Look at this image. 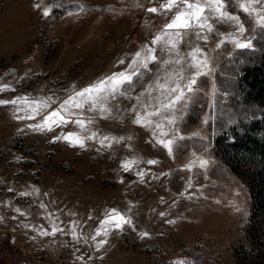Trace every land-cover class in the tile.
I'll list each match as a JSON object with an SVG mask.
<instances>
[{"label": "rangeland", "instance_id": "1", "mask_svg": "<svg viewBox=\"0 0 264 264\" xmlns=\"http://www.w3.org/2000/svg\"><path fill=\"white\" fill-rule=\"evenodd\" d=\"M241 2L228 0L226 10L244 24L243 36L234 25L213 18L209 22L214 31L201 33L206 40L189 31L179 42L183 52L180 64L175 63V51L169 52L162 42L155 46L157 61L160 59L153 62L158 66L152 78L156 93H142L136 107L142 109L149 102L153 111L159 109L160 116L161 88L157 82L169 79L174 85V73L181 69L190 77L194 75L196 69L188 67L192 63L188 53L194 48L202 49L200 60L207 59L199 71L209 74L197 77V90L186 102L187 106L191 101L190 119L183 129L179 125L173 134L151 133L156 143L152 149L144 139L146 132L125 128L119 153L116 148L92 152L86 142L83 147L73 146L71 140L76 136L63 138L75 133L77 120L84 121L86 127L83 100L77 101L83 102L82 108L69 106L61 111L68 122L53 124L51 131L29 125L39 124L85 88V78L94 68L87 52L90 45L104 44L114 25L115 33L121 30L120 20L127 21L128 27L124 53L136 36L135 18L152 16L151 28L158 29V35L165 33V25L178 8L163 9L168 0H0V85L14 89L0 91V100L29 97L47 99L50 104L34 119L15 118L30 114L25 103L0 105V264H245V260L238 262V251L250 254L247 260L251 264H264V218L250 225L244 222L251 192L245 175L234 170L249 168L252 162L225 145L227 135L223 134L220 144L224 152H234L229 167L215 157L211 145L217 133L215 106H230L234 111L228 100L234 74L229 56L237 48L232 36L241 42L248 38L253 46L252 39L260 28L255 18L241 9ZM149 8L158 11L152 13ZM46 9L49 16L43 15ZM169 60L172 63H164ZM151 67L148 64L139 80ZM163 99L168 104L166 96ZM249 110L245 115L224 113L222 119L218 112L216 124L227 127L246 120ZM126 115L131 120L124 122L123 115L119 122L129 125L133 117ZM165 116L172 125L168 112ZM145 118L152 124V119ZM131 135L138 138L137 144L128 143ZM173 135L178 142L170 153L159 141L171 140ZM149 160L156 163L149 164ZM113 209L130 223L110 220L102 224ZM117 222L122 228H115ZM53 226L62 231L41 234L51 233ZM100 240L107 242L98 248Z\"/></svg>", "mask_w": 264, "mask_h": 264}, {"label": "snow or ice", "instance_id": "2", "mask_svg": "<svg viewBox=\"0 0 264 264\" xmlns=\"http://www.w3.org/2000/svg\"><path fill=\"white\" fill-rule=\"evenodd\" d=\"M228 0H168V3L165 5H162L163 9L171 10L173 7H177L178 11L172 18L171 22L165 25V33L164 35L168 36L167 40H164L161 36L155 37L153 40V45H157L158 43H163L164 48H166L169 52L171 51H177L178 50V44L180 41L183 40V37L185 35L189 34V31L193 32L198 39H207L206 36L201 35V33L207 29L209 32L214 31L213 25L209 22L211 19H215L218 23H230L235 26L236 32L239 33L241 36L245 33L246 29L243 23H241L239 17L232 15L226 10V4ZM180 5H183V7H180ZM136 6L139 7L137 4ZM241 9L249 14L250 17L255 18V23L258 24L260 27L264 28V0H242V2L239 5ZM34 7L39 8L40 5H34ZM147 11L155 13L158 11L156 8H149ZM44 16L50 15V10L46 9L43 12ZM171 29H177L174 33H169L167 30ZM199 29V31H197ZM183 30V32L179 31ZM231 35V34H229ZM232 41L235 43V47L237 48H251L252 47V41L248 38H245L243 42L236 40L235 36H232ZM222 41L221 43H223ZM163 50V49H161ZM156 49L148 48L145 46L140 51H137L132 59V62L128 65V68L134 69L137 65V62H139L140 66L147 68L149 61L156 60L155 55ZM202 49L200 48H194L191 52L188 53V56L192 58V63L188 65V67L196 69V72L194 75H192L188 83L185 84L183 87L177 84L175 88L170 89V92L172 93H178L174 99H172L168 104L161 105L163 108H173L177 101L184 99L185 97V89H187V92H195L197 89L195 88V85L197 84V77L201 75H208L209 73H204L199 71L200 66H206L207 59L200 60L198 58V53H200ZM143 53V55H142ZM119 63L123 64L124 61L121 60ZM165 64L172 63V61H164ZM175 63L179 64L180 60L177 59ZM139 73L137 71L129 72L128 69H125L121 72H113L111 75L104 77L103 79L95 82L92 85H89L87 88L82 89L79 92L74 93L73 96H70L68 100H65L63 104L60 105L59 109H55L52 112H50L48 115L44 116L43 120L36 125H29V127L35 129V130H52V125H59L67 123L68 121L65 120L64 116H62L60 113L61 111H67L69 106L82 108L83 102H77L79 100L83 101H91L93 109L97 107V105L100 106L102 111H110L105 106V102L111 97L112 99L116 98V95L126 96L127 95V89L132 87L133 85V79L135 76H137ZM177 75H180L181 79H183L181 73H177ZM157 86L161 89L166 88V85L159 84L157 82ZM124 88V91H121V88ZM14 91V89H11L9 85L4 84L0 85V91ZM131 99V97H127ZM137 100L139 102L140 98L137 97ZM13 104L16 105L18 103H25L28 108L31 109L30 114L27 117L22 116H16V119H34L35 116L40 115L41 112H43L44 109L48 108L50 106L49 100L47 99H38V98H29V97H16L12 100H0V105H6V104ZM19 110V109H18ZM159 114V109L156 113H150L149 115H156ZM58 118V119H54ZM135 123H151L150 121L143 120L139 114H137V119L134 121ZM169 123H174L173 120H169ZM76 123H78L82 128L84 127V121L77 120ZM88 123H91V121H88ZM157 128H160L161 125L157 124ZM164 135H167V133H163ZM77 136L76 133H68L63 138L66 140H70V138ZM96 136L95 133H93L91 136L88 137V139H94ZM61 137H55L54 139H60ZM108 137H105L103 140H101V144H104V140H107ZM71 143L73 146L79 145L80 147L84 146V141L82 138L77 137L75 140H71ZM159 143L163 144L165 147L168 148V151L171 153L173 151L174 141L168 140L163 141L160 140ZM110 146V144L108 145ZM149 164H154L156 161L149 160ZM206 161H201V164H205ZM129 165L125 164V167L127 168ZM142 175V173H141ZM19 211V210H17ZM163 215V213H161ZM110 220H119L122 221L123 224L130 223L128 219H126L123 215H120L116 213V210L113 209L110 211L109 216L106 218L105 221H102V224L108 223ZM122 223L117 222L115 223V228L120 229L123 226ZM57 231H62V229H58L57 227L53 226L52 232H42V235H54ZM97 235H100V231L97 230ZM107 234V230L105 229V235ZM142 235H148L147 233H143ZM95 239V237H93ZM107 241L106 240H100L99 243L96 245L98 248L102 247ZM179 264H184L183 261H180Z\"/></svg>", "mask_w": 264, "mask_h": 264}, {"label": "crops", "instance_id": "3", "mask_svg": "<svg viewBox=\"0 0 264 264\" xmlns=\"http://www.w3.org/2000/svg\"><path fill=\"white\" fill-rule=\"evenodd\" d=\"M152 16H139L135 18L133 23V32H135L136 36L134 38V42L132 43L130 49L127 52V56L124 57L123 55V49L122 44L124 42L126 32L128 30L127 21L120 20L121 22V30H117L115 33V25L112 28V34L110 38L105 42L107 44L102 45H96L93 48L90 45V50L88 49L87 52H90V60L94 66L93 69H91V72L89 75L86 76L85 80V88H87L89 85L94 84L95 82L103 79L104 77H107L111 75L113 72H121L125 69H128L129 72L132 71H138L139 68H144L140 66L139 62H137V65L134 69L128 68V65L132 62V59L137 51H140L145 46L148 48H155L156 45H153V40L157 36H161L164 34V31H162L160 34L155 35V32L158 29L151 28L152 27ZM125 28V29H124ZM110 32V33H111ZM105 37V36H103ZM162 38L164 39L163 35ZM92 49V50H91ZM176 52V59L180 60L181 63V57H183L182 47L180 43L178 44V50ZM102 53L103 56L98 57L97 55L94 57V54ZM143 55V53H142ZM156 55V52H155ZM123 60L124 63L121 64L119 61ZM156 63L160 62V59ZM154 61H149L148 64L152 63V67L150 71L142 78L140 79L135 85L130 87L131 89L127 90L128 96L131 97V99H126V101H119L117 99H112L111 97L105 102V106L110 109V111H102L100 106L97 105L96 108L93 109L91 101H86L85 103V114H86V127H83L79 131L78 128H80L79 124L76 125V131L77 134L76 137H84L82 138L84 142H86V147H89L90 151H108L112 148H116V150L121 153L122 150H120L123 146L124 141V132L125 128L132 129V130H139L140 133L143 131L147 136L144 138L150 143L151 148L153 149L152 145H156L155 141L151 138V133L158 132L161 136L163 133L173 132L179 128V119L182 113L185 110L186 102L189 98V95L191 92H187V89H185V97L182 100H179L176 102L175 106L173 108H167V111L170 115L171 120L174 121L172 125L168 124L166 122V112L165 108L161 107L160 109V116L158 114L156 115H149L150 113H153L156 111H153L151 106L149 105V102L144 104L143 108L140 109L136 107V103H138L137 97H140L142 93L145 96L153 93H156L154 83L153 84V76L157 71V64H153ZM179 63V64H180ZM177 73H181L183 79H181L180 75H177ZM176 76L174 85H171V83L168 81H163L162 84L166 85V88L161 89L159 91L160 93V101L162 105L165 104L164 99L165 96L168 100V103L175 98V96L178 93H172L170 92V89L175 88L177 84L181 87H183L185 84L188 83V80L190 78L188 71L181 69L179 72L174 73ZM170 76V75H169ZM192 76V75H191ZM169 86V89H168ZM122 89H124L122 87ZM140 101V100H139ZM144 101V100H143ZM156 113V112H155ZM126 114H129L133 117V121L129 125H125L120 123V118H123V115L126 116ZM137 114L140 115V117L147 121L145 117H149L153 120L152 124L148 125L147 123H135L134 121L137 119ZM88 121H91V123H88ZM160 124L161 127L157 128L156 125ZM79 133H81L79 135ZM93 133L96 134L94 139H88L89 136H91ZM179 133V132H178ZM116 136V137H114ZM123 138H120V137ZM105 137H108L107 140H104V144H101V140H103ZM174 135L171 136V140H174ZM129 144H137L138 138H135L131 135V138H128ZM110 144V146H108ZM123 148V147H122Z\"/></svg>", "mask_w": 264, "mask_h": 264}, {"label": "trees", "instance_id": "4", "mask_svg": "<svg viewBox=\"0 0 264 264\" xmlns=\"http://www.w3.org/2000/svg\"><path fill=\"white\" fill-rule=\"evenodd\" d=\"M252 40L254 44L251 48H236L231 56H229V64L234 74H231L232 82L228 89V100L232 102L234 111L236 112L230 106L228 108L215 106L216 116L214 123L217 133L214 142L211 144L215 149V157L226 165L231 164L229 161L236 151H239V155H242L245 159L249 158V162H252L249 168L246 166L241 170H237L234 167V170L240 176L245 175L244 178H247H245V182L248 186L249 193L251 192L252 195L249 197V206L244 215L246 225H250L253 221H259L264 218V28L260 27ZM125 53H123L124 56ZM151 65L150 63L149 66ZM146 69H138L137 72L139 74L134 77L133 85L139 81V75L143 70L147 72ZM216 84L219 85L218 79ZM190 107L191 101H188L186 110L180 117L179 125L181 129L185 127L186 121L190 119ZM248 108H251L249 110V116L247 117L248 119L238 120L229 124L227 127L216 124L219 121L218 112H220L222 119L224 113L245 115ZM223 134L228 137L225 139L227 140V144L225 145L230 146L229 149L234 151L233 153L224 152L225 147L220 144L224 140ZM174 142L176 143L178 140L175 139ZM227 166L229 167V165ZM241 171H244L243 174ZM255 253L256 250L252 251L251 255L255 256ZM249 255L245 251L244 253L238 251V262L245 260V264H251L247 260Z\"/></svg>", "mask_w": 264, "mask_h": 264}, {"label": "built area", "instance_id": "5", "mask_svg": "<svg viewBox=\"0 0 264 264\" xmlns=\"http://www.w3.org/2000/svg\"><path fill=\"white\" fill-rule=\"evenodd\" d=\"M116 99L117 100H124V96L116 95ZM130 120H131V117L126 115L124 118V122H129Z\"/></svg>", "mask_w": 264, "mask_h": 264}, {"label": "bare ground", "instance_id": "6", "mask_svg": "<svg viewBox=\"0 0 264 264\" xmlns=\"http://www.w3.org/2000/svg\"><path fill=\"white\" fill-rule=\"evenodd\" d=\"M121 101H123V100H121Z\"/></svg>", "mask_w": 264, "mask_h": 264}]
</instances>
